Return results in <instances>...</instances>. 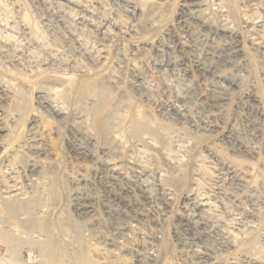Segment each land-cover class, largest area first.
Returning a JSON list of instances; mask_svg holds the SVG:
<instances>
[{
    "label": "rangeland",
    "instance_id": "obj_1",
    "mask_svg": "<svg viewBox=\"0 0 264 264\" xmlns=\"http://www.w3.org/2000/svg\"><path fill=\"white\" fill-rule=\"evenodd\" d=\"M4 1L0 0V22H2L0 23V37L3 36V39H5L7 33L12 34L8 27L12 26L11 22L17 18L15 13L16 16L11 13L13 12L12 7ZM18 2L20 5L23 4L21 12L24 11L23 14L20 13L17 20L22 23L23 21L26 22L25 25H28L30 31L36 27L34 34L36 35L38 31L39 37H41V28L28 9L26 0ZM180 3L181 0H173L171 3L173 5L170 4L171 9L168 7L166 12L165 10L162 12L163 14L160 12V14L154 13L155 15L158 14L155 17H159L160 20L158 18L156 26L151 30H146V26L144 28V24L140 20L135 28L139 34L144 35V41L142 42L134 40L125 30L113 31L117 32H115L112 43L107 44V50H109L107 51L108 61L103 67L104 71H101L103 75L91 74L90 76L96 82L101 81L103 78L104 81L101 82L105 84H107L108 78L114 75L113 73L117 72L118 74L121 70L124 71L126 77L123 79L125 80L124 85L122 80L120 82L122 85L118 84L119 86L117 85L111 90L112 93L104 100L105 102H99L100 100L93 92L83 94L84 96L80 97L81 95L76 96L67 86L60 85V87L57 81L52 80L49 69L31 80H24L23 78L20 79V73L17 70L15 72V70L12 71L13 69L0 67V87L7 90L12 97L11 101L1 102L0 104V174L2 173L0 179L3 178L1 179L3 181H0L9 183L12 179L18 177L17 180L21 179L23 175L21 169L24 168L30 158L35 157L30 153L31 147L22 145L25 144L26 139L28 141L34 137L37 142L34 143L44 152V155L38 159H44L48 162L44 164L49 178L45 183L47 182V186L51 189V192L43 195L42 199L45 198L44 201L42 200L43 204L38 205L39 207L35 208L34 213L37 218L41 216L43 219L46 210L49 213L45 214V218L52 225V238L58 249H63L68 253L63 260L65 264H78L75 262L74 256L79 252L83 254L84 261H87L86 264H135L131 251L135 249V245H138V243L141 246L144 244L145 247L149 243L148 236L150 232H155L158 236L154 245L157 244L155 246H159L161 251L164 250L163 261L160 264H185L177 254L179 249L177 236L179 224L178 218L175 217L178 216L180 210L184 211V208H187L185 211L190 214V217L191 215L194 216L192 217L194 220L198 218L195 217L196 212L193 209V201H190L189 204H187V201L186 204H182L185 203L183 201L184 196L187 193L189 194L191 190L193 195L195 194L194 197L207 198L210 201L212 200V204L214 200H220L223 193L230 192L224 176L221 175L219 167L211 158L209 152H219L220 155L233 159L235 163L237 162V165L241 164L242 159L234 153L233 147L222 138L223 133L220 132H223L222 127L225 130L229 129L231 123L232 126L239 125L235 107L237 108V104L243 100V95L247 90L252 89L250 91L257 92L262 98V106L264 107V82L261 80L259 63L252 52L249 51L248 58H250L253 65L252 72H250V75H245L240 90L232 94L226 108L228 115L225 117V125L217 129L206 127L201 118L192 111L194 101L189 99L188 102L183 103L180 99L184 93L183 85L188 84L187 86L195 91L202 88V81L194 74L185 71L190 66L189 54L177 47L172 53L165 50L164 52L157 51V49L163 51L160 46L170 44V42L174 45L173 34L177 27L176 17H178ZM119 11L122 14L119 5L117 7V5L108 4L107 2L106 6L105 4L102 5L100 17L102 19L109 16L115 18V15H119L125 20ZM71 16L70 18H72ZM21 17L24 18L23 21ZM115 19L120 22L119 19ZM13 30L15 31V29ZM121 31L122 33H120ZM31 33L33 34V31ZM6 37L8 38V36ZM10 40L15 42V47L18 49L23 47L16 38H10ZM91 46L92 43L88 47ZM28 52L26 53V60H29L28 62L33 65H39L47 61V55L41 49H37V51L31 49ZM123 57L130 59L140 70L144 80L148 81L145 82L147 87L153 85L152 88H155H143L140 83L138 84L136 80L131 78L122 62ZM117 65L120 71L117 69ZM17 73L18 75H16ZM73 75L68 77L74 78V80L80 78L79 74ZM165 83L168 85V89H163L162 84ZM52 86L58 88L59 92L49 94L51 95L48 96L50 108H47L42 103L40 95L49 93L48 89ZM149 90H154V93ZM18 94H21V96ZM148 97L150 103L147 102ZM102 103L104 104L102 105ZM53 111L59 113L60 116L55 117ZM133 120L145 122L148 129L156 130L157 134H150L147 130L146 132L137 133L138 136L133 134L131 131ZM101 124L107 127V131L98 134ZM262 139L260 145L261 160L252 163V166L257 174L256 183L261 185L264 193V137ZM20 145L22 147L16 151L17 153L14 152L15 155L11 154L17 148L15 146ZM79 146L85 148L84 150L87 149L86 151L89 150L88 154L91 153L89 155H92V159L82 157L80 159L73 152L74 150L71 151L74 147ZM248 161L249 163L253 162ZM110 163L118 165L122 173L127 172L121 178H117V182L129 192L128 196L136 198L140 206H143L145 217L138 225L141 234L139 232L133 240V236L122 239L117 236V238H114L115 235L112 228H110L111 218L108 217L104 208V205L108 203L107 197L109 195L104 192L100 180H103L101 178L105 177L106 174L108 175L105 168L106 164ZM104 173L106 174L104 175ZM101 174L103 175L101 176ZM137 174L141 175V179H135L134 175ZM9 176L12 178L10 179ZM1 182L0 184H3ZM143 184L146 187L148 186L147 199L141 192ZM220 191L221 193H219ZM78 194L84 197H82L84 201H88V205L90 204L91 211L89 210L90 212L87 215H82L76 211L75 199ZM164 196L169 197L168 199L171 201V207H168L169 216H162L158 212L160 208L164 209L165 207L162 200ZM113 202L116 206H121L117 205V201ZM216 205L217 207H213L214 210L211 208V214H215V212V215L219 216H226L227 214L226 217H218L223 220L228 219L226 222L229 223L230 216H228V212L232 213L233 204L226 206L227 211L220 209L216 203L212 204V206ZM76 224L77 228L80 225L78 229ZM257 224V231L253 236L235 237V244L233 242V248L230 249L225 248L219 237H213L214 235L210 234L211 236H208L205 240L207 244H212L210 246L216 253L217 258L210 263L208 262V264H249V261L253 260L264 264V245L260 238L264 236V216L259 219ZM14 231L16 233V229ZM34 237L39 238V240L44 239V237L36 234ZM117 243H122L123 246L121 247L120 244L118 246ZM218 243H220V246ZM98 251H100V255ZM2 254L4 255L3 251L0 252V255ZM68 256L69 258H67Z\"/></svg>",
    "mask_w": 264,
    "mask_h": 264
},
{
    "label": "bare ground",
    "instance_id": "obj_2",
    "mask_svg": "<svg viewBox=\"0 0 264 264\" xmlns=\"http://www.w3.org/2000/svg\"><path fill=\"white\" fill-rule=\"evenodd\" d=\"M18 1L20 0L4 1L12 7L13 12L11 13L17 15L16 20L19 19L20 13L23 14L24 11L21 12L23 4L20 5ZM172 1L26 0L28 9L41 28L42 36L39 37L40 35L37 31L35 33L38 37H36L34 34L36 27L32 30V34L28 25H25L26 22L24 23L23 17H21L23 23L18 20L12 21V26L8 27L12 34L9 35L7 33L6 36L12 39L16 38L23 47L18 49L15 47V42L10 40V38L8 39L5 36V39H3V36L0 37V67L4 66L5 68L13 69L12 71L15 70V72L17 70L20 73V79L23 78L24 80H31L49 69L51 71L49 73L52 76L49 77L57 81L59 86H67L76 96L81 95L80 97H82L83 94L93 92L100 100L99 102L104 101L112 93L111 90L118 84L120 85V82L126 77L124 71L121 70L118 74L117 72L113 73L114 75L108 78V82L105 80L107 83L105 84L101 82L104 81L103 78L101 81L96 82L90 76L91 74H102L101 71L108 61L107 51L109 50H107V44L112 43L115 38V32L125 30L137 42L144 41V35L139 34L135 26L142 20L144 28L146 26V30L153 29L159 18H156L155 16L158 14L155 15L154 13H162L164 10L166 12L168 7L171 9L170 4ZM107 2L108 4L117 5V7L119 5L122 10V14L119 11L120 15L125 20L119 15H115L114 17L119 19L120 22L109 15V17L107 16L108 18L102 19L100 17L102 13L100 10L103 4L105 6L107 5ZM177 16V27L173 34V38L175 39L173 40L174 45L170 42V44L160 46L163 51L161 49L160 51L157 49V51L164 52L165 50L172 53L177 47L189 54L190 66L185 71L189 74H194L201 80L202 88L195 91L187 86L188 84L183 85L184 93L180 99L183 103L188 102L189 99L193 100L194 107L192 111L201 118L206 127L217 129L226 123L225 117L228 115L226 108L232 94L240 90L241 83L246 77L245 75H250V72H252L253 65L250 58H248L249 51L252 52L259 63L261 80L264 82V0H181ZM7 20L9 21L10 19ZM114 30L117 31L113 32ZM90 43H92V46L88 47ZM31 49H35L36 51L37 49L43 50V53L47 55V61L39 65L29 63V60H26V53H29L28 51ZM122 62L131 78L136 80L138 84L140 83L143 88H152L153 85L146 86L145 82L148 81L144 80L140 70H138L130 59L123 57ZM117 69L119 70V67ZM69 74H79L80 78L74 80V78L68 77L70 76ZM127 86L129 87V85ZM162 87L166 89L168 85L165 83L162 84ZM250 90L245 91L243 100L240 101L238 99L240 102L237 104V108L235 107L237 109V112H235L237 113L236 118H238L239 125L234 124L236 126H232V123L230 125L228 124L230 128L225 130L222 127L223 132H220L221 134L223 133L222 138L233 147L234 153L242 159L241 164L237 165V162L235 163L233 159L232 161L230 158L225 157V155H220L219 152H209V155L219 167L221 175L224 176V180L230 190L228 193H223L220 200H214L212 204H218V207L224 211H227L226 206L228 204H233L232 213L230 214L228 212L230 214H228L230 221L228 223L226 222L228 220L227 218H225L227 220L221 219L225 216L224 214H222L224 216L220 215L221 218H219V215H215L216 212L215 214H211V208H215L217 205L212 206V200L210 201L207 198L194 197L195 194L193 195V192L190 190L192 194L187 193L183 198L185 203L182 204H186V201L187 204L193 201V209L196 212L195 217L198 219L194 220L192 218L194 216L192 215L190 217V214H187L185 211L187 208L184 207V211L180 210V213H177L178 216L176 215L177 217H175L178 218L177 221L179 224L177 231L179 249L177 254L185 264H208V262L214 261L217 255L210 246L212 244H207L206 242L208 236L214 235L213 237H219L226 249L233 248L235 237L253 236L257 231V222L264 216V193L261 185L256 183L257 174L252 166V163L260 162L261 160L260 145L264 137V107L262 106V98L260 95ZM48 91L50 92L40 95V98L42 99V103L47 108H50L48 96L57 94L59 91L58 88L53 86ZM152 91L154 93V90ZM18 95L21 96V94ZM11 99L10 93L0 87V104L1 102L11 101ZM148 99L149 97L147 98V102ZM54 115L55 117L60 116L56 112H54ZM233 121L235 122V119ZM131 125L133 134L137 135V133L141 131L146 132V130L150 134H157L156 130L148 129V125L145 122H136L133 120ZM106 131L107 127L101 124L98 134H103ZM26 141L22 146L31 147L30 153L35 157L30 158L24 168L21 169L23 173L21 179L17 180L18 177L17 179L10 180V182L7 180L9 183H3L1 182L3 178L0 179V182L3 183L0 184V252L3 251L4 253V255H0V264H65L63 260L68 253L63 249H58L52 238V225L45 218V214L48 213L47 210L46 213L44 211V219L41 216L37 218L34 213L35 208L37 209L38 205L43 204L42 200L45 199H42L43 195L51 192L50 187L47 186V182L45 183L49 178L46 174L44 164L48 162L44 159H38L44 155V152L34 143L36 142L34 137ZM22 146H15L17 148L11 154L15 155L17 153L16 151ZM79 147H74L71 151L74 150L73 152L80 159H92V155H89L91 153L88 154L89 150L86 151L87 149L84 150L85 148ZM14 152L16 153L14 154ZM247 160L253 162L249 163ZM105 170L108 172V175L104 173L106 176L101 178L103 180H100V178L99 180L102 181L104 192L109 195L107 197L108 203L104 205V208L108 217L111 218L110 228L113 230L114 238L120 237L122 239L127 236L129 238L133 236V240L140 232L138 228L140 221L142 222L145 217L142 209L143 206H140L136 198L130 195L128 196L129 192L117 182V178H121L127 172L122 173L119 166L113 163L106 164ZM2 177L4 176L2 175ZM134 177L135 179H141V175L139 174L134 175ZM145 184L141 186V192L146 197L145 199H147V194L149 193L147 191L148 186H144ZM82 197L78 194V197L75 199V208L82 215H87L91 211L90 204L88 205V201H84V197ZM168 198L167 196L162 197L163 206L165 207L164 209H158V212L162 216H167L168 210L171 207V201ZM113 201H117V205L121 206H116L113 204ZM13 228L16 229V233ZM35 234L44 237V239L39 240V238L34 237ZM157 237L155 232H150L148 236L149 243L145 247L143 246L144 244L141 246L139 243L138 245L135 243L137 246L135 245V249L131 251L135 264H160L163 261L164 250L161 251L159 246H155L157 244L154 245L157 242ZM260 238L264 245V236ZM145 240L147 241V239ZM122 243H117L116 245L120 244L122 247ZM100 251H98L99 255ZM82 255L80 252L75 254L74 260L76 263L86 264L87 261H84ZM249 264L263 263L253 260L249 261Z\"/></svg>",
    "mask_w": 264,
    "mask_h": 264
}]
</instances>
